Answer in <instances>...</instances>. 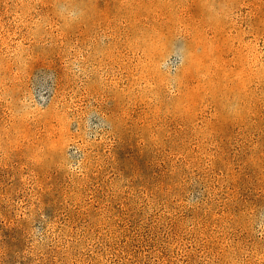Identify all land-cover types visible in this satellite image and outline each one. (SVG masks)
<instances>
[{
  "label": "rangeland",
  "instance_id": "rangeland-1",
  "mask_svg": "<svg viewBox=\"0 0 264 264\" xmlns=\"http://www.w3.org/2000/svg\"><path fill=\"white\" fill-rule=\"evenodd\" d=\"M0 264H264V0H0Z\"/></svg>",
  "mask_w": 264,
  "mask_h": 264
}]
</instances>
